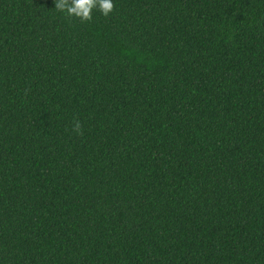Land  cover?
I'll return each mask as SVG.
<instances>
[{
    "label": "trees",
    "instance_id": "16d2710c",
    "mask_svg": "<svg viewBox=\"0 0 264 264\" xmlns=\"http://www.w3.org/2000/svg\"><path fill=\"white\" fill-rule=\"evenodd\" d=\"M113 3L0 0V264H264V0Z\"/></svg>",
    "mask_w": 264,
    "mask_h": 264
},
{
    "label": "clouds",
    "instance_id": "9594fccd",
    "mask_svg": "<svg viewBox=\"0 0 264 264\" xmlns=\"http://www.w3.org/2000/svg\"><path fill=\"white\" fill-rule=\"evenodd\" d=\"M55 9L66 13L69 18L75 17L81 23L91 22L93 10H98L102 15L108 17L115 9L113 0H55ZM72 131L77 135H83L82 124L75 119Z\"/></svg>",
    "mask_w": 264,
    "mask_h": 264
}]
</instances>
